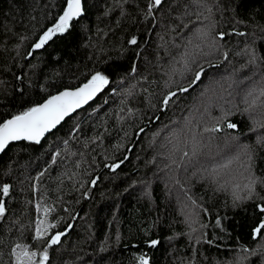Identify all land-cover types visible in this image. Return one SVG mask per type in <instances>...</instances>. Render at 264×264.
Wrapping results in <instances>:
<instances>
[{
    "label": "trees",
    "instance_id": "16d2710c",
    "mask_svg": "<svg viewBox=\"0 0 264 264\" xmlns=\"http://www.w3.org/2000/svg\"><path fill=\"white\" fill-rule=\"evenodd\" d=\"M147 4L82 0L70 30L34 50L66 0H0V117L21 110L10 106L20 87L35 103L95 72L109 79L39 144L0 153V187L11 185L0 264L16 243L43 250L31 238L42 220L56 225L49 236L66 233L48 264H264V230L253 234L262 201L245 188L251 149L264 196V0H164L152 14ZM233 30L245 35L218 39ZM200 66L201 80L165 108Z\"/></svg>",
    "mask_w": 264,
    "mask_h": 264
},
{
    "label": "snow or ice",
    "instance_id": "6c2138e0",
    "mask_svg": "<svg viewBox=\"0 0 264 264\" xmlns=\"http://www.w3.org/2000/svg\"><path fill=\"white\" fill-rule=\"evenodd\" d=\"M163 3L164 0H148L147 14H152L154 10L159 9ZM82 12V0H66V6L62 9V15H59L52 26L47 28V30L39 36L38 42L33 45V49L38 50L43 48L56 34L67 33L72 26V22L80 17ZM230 34L245 35V33H237L234 30L232 33L219 32L218 39L224 40L225 37ZM129 43L133 45L136 44V38L133 37L129 40ZM29 55H32V53H29ZM224 59H228L227 52L224 53ZM254 60L255 57H253V62ZM204 72L205 69L203 66H200L199 69L194 72L193 79L189 82L188 87L180 86L177 91H171L164 96L162 100L163 106L166 108L178 93H187L193 85L201 80ZM16 79L23 81V76L18 75ZM108 83L109 79L106 75L95 72L82 86H78L74 90L66 89L60 91L55 95H50L43 99L42 102L35 103L27 98L28 93L23 87L14 90V93H12L14 101L10 106H16V104H18L21 110L11 114L7 119L0 117V153H3L12 142L16 141H31L39 144L46 133L55 129L71 112H74L91 100ZM261 94L264 95V92ZM2 104L3 101L0 100V105ZM227 115L228 113H225L224 116L220 118V120L224 122V126L228 129H237L238 124L227 121ZM260 127H264V125H260ZM221 130L222 128L219 124L212 128L205 129V131L210 132H219ZM141 131H143V129H141ZM250 131H255V128L250 129ZM257 144L264 146V136L257 138ZM184 155L187 156L188 153L185 152ZM253 160L254 156L250 149L249 160L246 167L249 177L248 184L245 185V188L248 191V199H251L254 195L259 196L262 203L257 204L256 208L261 216L264 217V196H260L259 193L256 192L257 180L251 175ZM53 162H55L54 157ZM119 166L120 164H114L111 167L114 170ZM41 175H43V173H41ZM92 183L94 184L95 181H92ZM260 183L264 184V181H260ZM10 189L11 185L8 183H4L3 186L0 187V220L7 218L8 208L5 198L9 197ZM240 199L241 197L239 196L235 197V200ZM36 208L37 211H39L40 205L37 204ZM44 211L45 215H47L50 210L45 209ZM219 223L220 221L218 220L217 224ZM55 227V224H46L43 220L38 221L35 226L34 236L31 238L36 241H44L46 246L42 251H36L32 250L27 244L16 243L9 249L10 264H48L49 249L59 244L61 242V237L66 234L64 232H57L49 236V229ZM68 227L71 228L72 226L69 225ZM262 230H264V219H261L258 225L253 229L254 237L260 236ZM159 243L160 242L155 239L148 241L150 247H156ZM2 247L3 243L2 239H0V257L3 256ZM244 251H248V249H244ZM139 261L140 264H149V259L144 255L139 257Z\"/></svg>",
    "mask_w": 264,
    "mask_h": 264
},
{
    "label": "water",
    "instance_id": "95a60500",
    "mask_svg": "<svg viewBox=\"0 0 264 264\" xmlns=\"http://www.w3.org/2000/svg\"><path fill=\"white\" fill-rule=\"evenodd\" d=\"M62 15V14H61ZM87 81H85V82H83V83H81V84H79V85H76V86H73V87H67V88H64V89H62V90H60V91H64V90H74L75 88H77L78 86H82L84 83H86ZM105 87H106V85L104 86V88L100 91V92H98L91 100H89L86 104H84V105H82L80 108H78V109H76L75 111H77V110H79V109H81L82 107H84L85 105H87L89 102H91V101H93L101 92H103L104 91V89H105ZM60 91H58V92H60ZM58 92H56V93H54L53 95H55V94H57ZM74 111V112H75ZM74 112H71L69 115H71V114H73ZM68 115V116H69ZM67 117V116H66ZM65 117V118H66ZM64 118V119H65ZM58 126V125H57ZM54 130V129H53ZM52 130V131H53ZM51 132V131H50ZM50 132H48V133H50ZM48 133H46L45 135H47Z\"/></svg>",
    "mask_w": 264,
    "mask_h": 264
},
{
    "label": "rangeland",
    "instance_id": "374dc122",
    "mask_svg": "<svg viewBox=\"0 0 264 264\" xmlns=\"http://www.w3.org/2000/svg\"><path fill=\"white\" fill-rule=\"evenodd\" d=\"M208 147L213 151V149H214V144L209 143V146H208ZM210 153H211V152H209V154H210ZM215 153L217 154V156H219V154H218L215 150L211 153V155L214 156V155H216ZM222 157L225 158L226 155H223ZM222 166H223V168H224V167H226V168L228 167L227 162H226V159L223 160V165H222ZM195 168H196V167H195ZM195 168H194L192 171H194ZM196 171H199V169L196 168Z\"/></svg>",
    "mask_w": 264,
    "mask_h": 264
}]
</instances>
